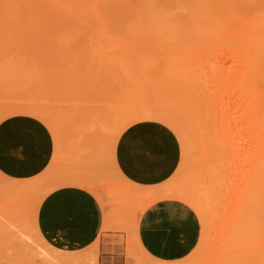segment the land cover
<instances>
[{
  "label": "rangeland",
  "instance_id": "obj_1",
  "mask_svg": "<svg viewBox=\"0 0 264 264\" xmlns=\"http://www.w3.org/2000/svg\"><path fill=\"white\" fill-rule=\"evenodd\" d=\"M98 1L99 2L102 1V3H100V5L102 4L101 7L103 6L102 11H103V9H105V11H104L105 13H103V15H106V12H110L107 14V15H109V17H106V19H111V20H109V24L112 25L110 27L113 29H116V31L115 30L114 31L119 33L120 35H122V36L126 35L124 33L129 31V30H126V27L132 26V25H130L131 24L130 21L132 19V14H131L130 10H128V11L125 10V9H127L126 7H129L128 4L125 2H131V1L130 0L129 1H126V0H98ZM153 1L155 3H156V1L158 3L160 2L159 4L156 3L157 4L156 9L162 7V9L166 10L169 8V10L162 11V12L172 11V13L174 14L175 11L173 8H175V7L172 8V6H176L178 8V12L176 11L177 14H175L176 15L175 17L176 18H177V16H179V18L183 17L182 19H186L185 17H188L187 18L188 20H192V19H190V18H192L190 16L192 15L191 13H194L195 12L194 10L197 8V6L194 7L195 5L198 4L199 6L200 5L202 6L205 4L206 6L207 5L214 6L213 3L216 2V0L214 2H212L213 0H198V1H204V4H199L197 2L194 3L197 0H192L190 2H188V0H177V1H183L184 4L181 3L183 5V6H181V5H178V2L176 0H153ZM206 1H210V4H209V2H207L208 3L207 4ZM43 2L46 4H44ZM119 2L120 3L124 2L122 4L123 6ZM93 3H94V0H43V1L42 0H0V70L4 74L6 71L8 75L7 74H5V75L11 77V78L7 77V80H8L7 81L5 79L6 77H4L5 76L4 74H3V76H1L2 73L0 71V76H1L0 80L2 81L4 79L3 83L0 82V87H1L0 88V98H1L0 99V106L3 105V107H6V109L4 108L5 110L3 109L2 106L0 107V111L2 114V115L0 114L1 115L0 116V122L3 121V119H5V117H6V119H9L10 121H12L13 129L11 130L10 133H13V132L15 133V132H17L16 130L22 131V136L24 138L26 137L28 139L27 150H29V152L27 151V153H28L27 155L32 156L33 162L35 161V159H37L38 164H39V168L37 167L36 169H32V168L28 169L29 171H32V175L30 177L16 178L11 183L5 182V185L12 188L13 191L11 192L10 195H5L2 197L0 196L1 199L4 200V204H9L10 202L21 204V206L24 208V211L22 213H25L26 217H21V218L18 217L17 218L15 215L14 217L12 216L13 218L11 217V219L7 218L8 214L11 216V214L13 213V210H10V211H7L6 213L0 214V224H1L0 225V264H98V246H97L98 239H96L93 243H91L88 247H86L84 249L75 250V251H72V250L71 251H65V250H61L59 248H56V247L52 246L51 244L47 245L45 243V239L40 237L41 234L38 231L37 223H36L37 209H38L39 204L41 203L40 199H42L46 196L45 193L51 192L54 189H57V188L62 187V186L80 187L82 189L87 190L88 192L92 193L95 196V198L97 199L98 203L100 204V207H101L102 212H103V226L106 224H108L110 226L104 230L114 231V232L120 233V239L122 240V242L125 245V254H126L127 258H128V254H127L128 248L130 247L133 249V252H134L133 256H132L133 258L131 257V259H133V264H164V261H159V260L151 257L141 247L139 240H138V237H137L138 215H139V213H142L151 204H153L157 201L171 199V200H177V201H180V202L186 204L188 207H190L194 211V213L196 212L195 213L196 216H199L198 219H200V217L204 218L205 211L203 209L199 208L198 193L194 192V190L196 189V187H195L196 185L201 187V189L203 188L205 190V192L207 191L205 194L207 196V199H206V196L204 195V199H200V200H202L204 202V204L207 206V208L210 211L209 215H211V216H209L210 218L208 219V221L206 220V222L199 220V222H200V236H199L198 242H197L196 246L194 247V249L185 258H186V260H188L194 264H223V262L226 261L229 256H232V254H230L231 241L229 239V232H230V223H232V221H233L235 210L237 208V203L235 201H232V199L234 200V198H235L234 193H233L234 188H233V186H231L230 184L227 183V181L225 180L226 179L225 176H221L219 178V180L217 182V183H220L219 188H214V185H211V186L208 185V184H210L211 181L205 180V178L201 174H200L201 175L200 177H195V176L191 175V178H194L193 179L194 181L189 177L190 174L188 175L185 172L187 170L186 165H185L186 163H188L189 165L192 164L193 166L195 165L197 167V169H196L197 171H199V170L201 171V169H202L201 168L202 162L200 163L199 160H197V155H199V156L202 155V152H200L201 150H199V149H201V147H200L201 144L200 143L198 144V150H199L198 154L194 155L195 153H193V151L197 149V148H195V147H197V145H194L197 142L192 143V141L194 142V140H193L194 138L192 139V141L189 140L190 141L189 145L191 148L189 147L188 148L189 151H186L187 153L184 155L183 152L181 151L180 142L178 141L175 133L171 129H169L166 125H164L163 123H160L158 121H147L145 124H142V123L140 124V123H137L134 121V117L133 118L130 117V119L132 118L130 121L133 120V122H131L132 124H129L126 126L127 120L126 121H119V120L123 119V118H121L122 116L124 117L126 115H127L126 118L129 119L128 114H130V111L126 108L121 110L122 106L125 104L123 101L121 102L119 100L120 97L118 94L121 92L120 90H122V89L119 90V88H121V86L118 87V85L115 84L116 86L113 85V87L116 90H114V89L112 90V89H109L110 87H108V86L102 87L99 85H92V86L88 87V84H87L88 88L95 87L96 91H99L98 89H100V90L102 89V92H107V93L102 94L101 92L94 91V92L90 93V95H89L88 92H90L91 90L88 89V90H85L86 91L85 93H87L88 95H81V92L83 93L84 91H80L78 89H77V91H75L74 89H72V88H74V85L71 84V81H73L71 77H77L78 75H75V74L77 73L76 71H78L77 74H80L79 75L80 79L78 76L77 80H74V81L79 82L80 80H82L81 78L84 79V77L86 78L89 75L86 74V72L84 74H86L87 76L82 75L81 74L82 72L79 73L80 71L77 68L78 67L80 68V66L82 67L81 60H76V59H73V57H69V56H67V57H69V59L72 58L73 60L71 59L69 61L68 60L66 61L65 59L67 57H64L62 55L64 60L59 61V63H61V65H62L61 68L63 69L64 67L66 68L69 66L70 68L71 67L75 68L76 73L74 72V70H71L70 72H69V70L64 71V69L59 70L61 68H59L60 65L58 64L59 66L56 65V69L52 68V70L54 72L50 69L51 70L50 74L54 73L57 75V77H53L54 74H52L53 76L51 75L54 79L56 78V80L54 82L52 80L47 81V82L48 83L49 82L54 83V84L51 83L53 86L61 83V84H59L60 86L58 85V88H60V89L62 88V91L59 90V92H61L60 94L62 95V98L64 99V98H66V96L67 97L71 96V97H69L70 99H65L66 100V101L64 100L65 102L64 101H61V102L58 101L57 102L56 100H54L51 97L52 98L51 100L52 101L54 100L55 102H49V99H50L49 92L51 91L50 90L51 88L48 87L49 88L48 90L45 89V90H42L41 92H39L42 94L41 97H42L43 102H42V100L40 101L41 97H38L40 94L35 95L38 93V91H37V93L36 92L34 93L32 91L34 93L35 98L33 96H31L32 100L30 98L29 102L26 101L28 99L26 97H28V95L30 97V94H31L30 91L35 89V88H33V89L31 88V90L29 91V89L27 87V90L30 93H28V95L25 94L28 92V91L25 92L26 90H24L26 87L25 81L27 83V81L30 80L29 79L30 76L31 77L34 76V79H35V76H37L36 74L40 75V77L43 76V79H45V81H46V76L47 77L50 76V75L48 76L49 73L46 69L50 68L51 66L55 67V64H51V62L56 63L58 60V59L56 60L54 58V60H56V62L52 61V59H53L52 57H56L59 55L58 53L62 52V51L57 49V48H59L58 45H56L55 43H51L52 41H54V42L56 41L53 38L54 37H60L63 34L65 36H67V35L69 36L70 34L75 33V32L70 33L69 31L71 29H73L71 27L73 24L76 25V23L73 22V20H72L73 18L70 17V15H67L68 12L65 11L64 9L69 8L68 10L70 13L80 14L81 16H83V18L85 17L84 19L82 18L83 20H85L83 22L88 23V20L90 18H93L90 20H94V17H89V16H94L93 15ZM201 3H203V2H201ZM185 4L188 6H185ZM116 5H117V7H116ZM159 5H162V6H159ZM189 5H190L191 9H190ZM205 5H204V7H205ZM215 5H216V3H215ZM152 6H154V4H152ZM152 6L148 5V7H147L146 12H150V14H152V15H149V18L152 16H156L158 13L159 14L158 16L159 17L161 16L160 19L163 18L162 21L158 19L159 17L156 18L157 16L152 17L151 19L157 20V21L159 20L160 21V22L158 21L159 24L161 22L163 23L164 18L167 15H164V16L160 15L161 12L160 11L156 12L154 10V8H152ZM180 6H181V8H183L184 6L187 7L186 9L188 10V12L185 13V15H182V11L186 12L185 11L186 9L184 8L182 10V9H180ZM209 6H208V8H209ZM212 6H210L209 9L212 12H214V9H212L213 8ZM123 7H125V8H123ZM214 7H216V6H214ZM122 8L124 11L122 10ZM113 10H115V11H113ZM256 10H258V9L256 8ZM118 11L120 13H117ZM191 11H193V12H191ZM196 11H198V10H196ZM216 11H217V9H215V12ZM114 12L116 14H114ZM126 12H128L130 16H128L127 15L128 13H126ZM184 12H183V14H184ZM212 12H210V14H212ZM154 13H155V15H154ZM188 13H189V16H186V14H188ZM55 14L60 15V16L59 17L55 16ZM168 14L172 15L171 13H168ZM62 15L64 17L66 16L67 18L62 17ZM122 15H123V17H122ZM86 16H87V18H86ZM179 18H177V19H179ZM182 19H179V20H182ZM188 20H186V21L184 20L185 22H188V24H185V27L187 25L190 26V23H192L191 27L194 30V28L197 26V23L194 22V20L192 22H190ZM184 21H183V23H184ZM84 23H82V25L84 26L83 28H81V26H80V27H77L79 29H77V28H75V29H77V30L83 29L80 31V33L82 31L83 32L86 31L85 34L88 31V30L84 29L85 27H87V29L90 28L93 30H97L99 28L100 30H102V28L100 26L94 27L93 26L94 22L91 23L92 25L89 23L91 25V27L88 26V24L86 25ZM123 23H127V24H123ZM60 24L63 27H59ZM95 24H97V23H95ZM113 25L115 27H113ZM126 25H130V26H126ZM58 28H61V30H63V31H60V29H58ZM131 29H132V27H131ZM185 29L189 30V27L187 26ZM40 30H42V31H40ZM65 30L68 31L67 35H66L67 31H65ZM74 30H72V31H74ZM133 30L135 32V29H133ZM188 30H186V31L188 32ZM130 31H132V30H130ZM166 31H168V30H166ZM169 31H174V29L169 30ZM179 31H183V30H179ZM186 31H185V33H186ZM190 31H191V29H190ZM92 32H94V31H92ZM129 32L127 33L128 35H126V36H133V34L130 35ZM158 32L159 31H156L157 34H159ZM162 32H164V31H162ZM41 33L44 37L41 35ZM50 33H51V35H50ZM96 33H98V32H96ZM172 33H174V32H172ZM181 33H183V32H181ZM44 34L46 35L47 38L45 37ZM55 34H57V35H55ZM92 34L93 35L89 34V35H91L90 37L88 36L90 40H84V38H87V37L82 36L83 38H81V39L79 38L81 40V42L79 44H76L75 46H71L73 44H70V46H69L70 48L76 49V50L78 49L77 52L82 53L81 56L78 57L79 59L83 60L84 58H86L83 56L87 55V57H88V54H91L90 51H88V48L94 54L97 52V49L95 52V49H92L93 46L90 45L89 43H92L94 45L96 42L94 40L95 39L98 41L102 40L103 38H101V37H103V35L100 34V36H98L99 34H97V35L95 33H92ZM174 34H176V33H174ZM38 35H41L43 39L41 38V36H38ZM58 35H60V36H58ZM82 35H84V34H82ZM113 35H115V33H113ZM178 35H181V34H178ZM178 35H177L176 39L179 38ZM37 36H38V38H37ZM122 36H120V37H122ZM161 36H163V35H161ZM39 37H40V39H39ZM107 37L108 36H106V37L104 36V38H107ZM117 37L120 38L119 36H117ZM174 37H175V35H174ZM186 37H189V36H186ZM36 38H37V40H36ZM45 38H46V40H45ZM61 38H63V37H61ZM69 38H71V37L69 36ZM93 38H95V39H93ZM127 38L128 39L131 38L132 41L135 39L133 37H127ZM165 38H167V37H165ZM30 39H34V40H32L30 42ZM120 39L123 41V38H120ZM155 39L157 40L158 38H155ZM155 39L153 41H155ZM185 39L187 40V38H184V35H182V38L179 41L183 42V40H185ZM209 39H211V38H209V36H207L206 38L203 39L204 40L203 42L209 43L210 42ZM63 40H67V39H65V37H64ZM77 40H78V38H77ZM142 40H144V39H142ZM167 40H169V39H167ZM57 41H59V40H57ZM104 41H105V39L102 40V42H100V44L104 43ZM134 41H136V40H134ZM169 41L172 42V41H174V39L169 40ZM147 42H149V41H147ZM28 43H30V44H28ZM128 43H127V41H125L124 45L126 46ZM135 43L140 44L143 42L136 41ZM196 43H197V41H196ZM196 43H194V44L198 45ZM201 43H202V41H201ZM53 44L55 46H53ZM151 44H153V43H151ZM156 44H158V43H156ZM190 44H187V45H190ZM66 45H68V44H66ZM108 45H110V44H108ZM111 45H113V44H111ZM115 45H117V44H115ZM131 45L135 46L133 44H131ZM146 45H147V43H146ZM180 45H182V44H180ZM187 45H183V47H185ZM96 46H98V45H96ZM136 46L140 47L138 44H136ZM142 46H144V45H142ZM66 47H68V46H66ZM102 47H104L103 48L104 50L106 48H109L106 46H102ZM102 47L100 46L98 48L101 49ZM116 47H119V46H116ZM116 47L114 46V50ZM126 47H128V46H126ZM148 47H150V46L148 45ZM175 47H178V46H175ZM128 48H130V47H128ZM153 48L151 47L152 50H154ZM65 49L68 50V48H63L62 50L66 51ZM122 49H123V47H122ZM122 49H121V51H123ZM76 50H75V53L77 54ZM139 50L141 51V49H138V52H139L138 54H140ZM38 51H39V53H38ZM158 51H160V50H158ZM118 52H120V51H118ZM118 52L114 51V53H118ZM132 52H134V51H132ZM141 52H143V51H141ZM147 52L145 51V53H147ZM33 53H34V55H33ZM75 53L72 52V55H74V57H76ZM148 53H150V52H148ZM155 53H158V52H155ZM44 54H46L47 56ZM67 54H69V53H67ZM97 54H100V52ZM103 54H105V53L103 52ZM109 54H107L109 56L108 57L109 59L112 60V59L116 58V56L113 57V54H111V53H109ZM123 54L129 55L131 53L130 52L128 53V51H126V53H122V54L120 53V55H123ZM49 55L51 57L50 58L51 60H48ZM78 55H80V54H78ZM107 55L105 54L104 58H107L106 57ZM157 55L158 54H156V56ZM165 55H167V53H165ZM158 56L162 57L161 54ZM62 57L60 58L61 60L63 59ZM150 57H152V56L150 55ZM166 57L167 56H165L163 58L166 59ZM152 58H150V60ZM155 58H157V57H155ZM36 59H40V60H36ZM92 59L95 61L98 58H96V59L92 58ZM100 59H101V57H100ZM100 59H98L99 61H97V65H95L96 63H94V66H100V65H98V62H101ZM102 59H103V57H102ZM127 59H128L127 60V63H128L129 58H127ZM131 59H132V57H131ZM165 59L161 60L159 58V60H161L160 61L161 63H162V61H165ZM29 60H30V63H29ZM125 60H122V61H125ZM159 60H157L156 62L158 63ZM169 60H171V59H169ZM24 61H26L27 63L26 62L24 63ZM43 61H45L46 63ZM49 61H51V62L49 63ZM65 61L67 63L70 62V64H72V65L68 64V66H67V63H63ZM73 61L74 62L78 61L77 64L80 62L78 64V67H76L73 63H71ZM119 61L122 62L121 60H119ZM160 62H159V64H161ZM90 63L93 64V62H91V61H90ZM106 63H108V62H106ZM151 63H153V61H151ZM48 64H50V66ZM121 64L122 63H120L119 65H121ZM123 64H125V62H123ZM132 64H134V63H132ZM159 64H157L156 66L155 65H153V66L157 67ZM13 65H14V67H13ZM83 65L89 66V64H86V63ZM150 65H152V64H150ZM32 66H33V68H32ZM105 66L108 67V65H105ZM115 66H118V65H115ZM135 66H138V65L135 64ZM2 67H6V68L11 67L10 69L8 68L10 70V72L11 71L13 72V70H14V71H17V73L20 72V70H21L19 67L26 69V70H28L27 67H30L29 70L32 68V70H34L36 72V74H33V75L29 74L30 75L29 78L25 76L26 78H28V80H25V77H24V80H25V81L23 80L24 82L23 81L18 82V79L21 77V76H19V73L17 74L15 72V74H14V72L13 73L11 72L9 74L8 73L9 70L7 69L8 70L7 71L6 69H4L5 70L4 71ZM113 67L114 66L111 64L110 68H113ZM127 67L132 68L128 65H127ZM158 67H159L158 69H161L160 65ZM97 68L98 67L93 68V66H92L89 69L90 73L95 71ZM133 68H135V67H133ZM11 69H13V70H11ZM80 69H82V68H80ZM84 69H86V68H83V70ZM107 69L109 71V68H107ZM113 69H115V68H113ZM113 69H111V71H113ZM155 69H157V68H155ZM57 71H61V72H59L61 75L60 77H59V75H58L59 73ZM105 71H107V70H105ZM153 71H155V70H153ZM158 71H160V70H158ZM22 72L23 71H21V73H20L21 75H22ZM124 72H122V73H124ZM151 72H152V70H151ZM27 73H31V71L27 72ZM87 73H88V71H87ZM97 73L99 74V72H97ZM102 73H104V72H102ZM102 73H100L99 75H102ZM156 73L157 72H155V74ZM107 74H111V73H107ZM159 74H161V72H159ZM92 75H94V74H92ZM117 75H119V73L116 74V76ZM17 76H19V78H17ZM44 76H45V78H44ZM104 76H107V75H102V76H98V77L104 78ZM116 76H114V77H116ZM152 76H154V75H152ZM61 77L63 80L61 79ZM108 77H110V75L104 79L102 78L106 84H110V83H107V81H106V80H108ZM121 77H124V76H121ZM156 77H158V76H156ZM160 78H162V77L160 76ZM40 79L43 80L42 78H40ZM66 79L71 80V81H67ZM118 79H120V78H118ZM118 79H116V81ZM123 79L126 80L127 78L126 77L121 78V80H123ZM41 80H39V83ZM88 80H92V77H90V79L87 78V81ZM111 80H113V79H111ZM45 81H43V83ZM60 81H62V82H60ZM98 81H101V80H98ZM98 81L96 80V82H98ZM7 82H9V83H7ZM96 82H93V83L96 84ZM21 83H23V84H21ZM35 83H38V82H35ZM35 83L32 82V84H34L33 87L35 86ZM43 83L41 82V85H43ZM72 83H74V82H72ZM80 83L83 84V82H81V81H80ZM111 83L114 84L113 82H111ZM117 83H119V81H117ZM44 84H47V83H44ZM76 84H78V83H75V86H76ZM102 84H104V83H102ZM112 84H110V85H112ZM13 85H16V86H14L15 89L12 91V93H13L12 94L11 90L13 87H11V86H13ZM37 85H40V84H37ZM80 85L78 86L79 88H84V87H82V85L81 86ZM120 85H123V83ZM124 85H126V84H124ZM29 86H30V84H29ZM46 86L47 85H45V87ZM8 87L11 90H9ZM40 87L42 88L44 86H40ZM55 88H57V86ZM6 89H8L10 91V93ZM66 89H68V90H66ZM127 89L130 90L129 88H127ZM82 90H84V89H82ZM44 91L45 92L48 91V95H47V92L45 93ZM78 91H80V92H78ZM52 92H54L53 89H52ZM114 92H116V93H114ZM122 94L126 95L125 93H122ZM46 95H47V97H45ZM61 95H59V96H61ZM105 95L107 97H109V96L113 97L112 99L116 100V102H118L122 105H117V104L113 103L115 101L112 102V100L108 98L110 100V105H111V106L109 105V107L113 108L115 106L116 110L107 108L106 106L108 105V102H107V101H109L108 99L104 100L103 102H99L100 100H102V98ZM73 96H74V99L77 98V100H74V102H71L72 101L71 99ZM81 96L84 97V99L79 100L78 98H80ZM88 96H91V99L97 98L99 101L98 100H90L92 102L86 101L87 99L85 97H88ZM3 97L5 99H3ZM12 97H14V98H12ZM57 97H58V95H57ZM22 99H24V100H22ZM10 100H12V102ZM68 101H70V102L68 103ZM94 101L98 102L99 103L98 105H100L102 109L101 108L97 109L100 106L98 107L97 103ZM62 102H64V103H62ZM150 102L152 103L154 101L150 100ZM160 102H162V101H160ZM20 103H21V105H20ZM42 103H43V105H42ZM57 103H58V105H59V103H60V105H62V104L63 105L62 106L59 105V107H58ZM154 103L158 104L157 102H154ZM24 104L25 105L27 104V108H23V107H25ZM64 104H66V105H64ZM159 104H162V103H159ZM28 105H30V106H28ZM31 105H33V106H31ZM53 105H55V106H53ZM67 105H69V106L72 105V107H75L76 109H77V107L80 106V109L78 108L79 110H76L75 108H73V109L70 107L66 108L65 106H67ZM104 105L109 110H105L104 109L105 107H103ZM119 106H121V107H119ZM7 107H8V109H7ZM17 107H19V108H17ZM55 107H58V108H55ZM117 107H119V110L121 112H123L121 114V116H120V113H118L117 114L118 117L115 114L118 112ZM22 108H23V110H26L27 113H26V111H23ZM17 109H19L21 111H19ZM6 110H8L9 112H7V113L11 114V115H7ZM111 110H113V111H111ZM20 112H22V113H20ZM23 112H25L26 114H24ZM29 112H30V114H29ZM63 112H64V114H63ZM79 112L81 113L80 115H79ZM101 112H103L104 114H102ZM35 113H37V114H35ZM33 114H35V117ZM109 114H112V115H109ZM77 115H79L80 117H77ZM8 116H10V117H8ZM24 116L31 117V118L39 121L47 129V131L49 132V134L52 138V158H51V161L48 163V165H43L45 162V159L47 158L46 156H47V148H48V138H47L46 132L44 131V129L40 125L37 127L36 126L30 127L29 128V135H31V138H30V136L25 133V130H26L25 119L26 118ZM36 116H37V118H36ZM38 117L41 119H39ZM76 118H77V121L75 120ZM98 118H102V119H98ZM112 118H114V119H112ZM87 119H90V120H88L89 122L87 121ZM130 121H128V122H130ZM65 122H67V123H65ZM78 122H80V123H78ZM50 123H52L54 125L52 126V125H50ZM92 124L94 126H92ZM148 124H150L154 127V128H152L153 130L150 129V131L153 132V131H158V130H164L165 132H168L171 135V137L174 139V141L176 142L177 160H178L177 164H176L173 172L171 173V175L164 182H160L157 184H155V182H157L159 179H161L163 177V175H165L167 173V171H168L167 166L162 167V169H157L158 167L155 169V165H153V167L149 166V164H148L149 162H147V158H146V155L144 153H146V151H148V150L157 152L158 151L157 146L162 147L165 150L171 151L172 145L169 142V140H167L166 138H163V139L160 138V139H158V141H154L153 143L150 141L149 143L146 142L144 144L142 143L140 145H134L133 149H131L129 147V143H132V142L135 143V140H137V138L141 136L140 135V133H141L140 127H148ZM183 124L189 128V125L187 123L183 122ZM99 125H101V126H99ZM135 125H138V129L136 128L131 132H126L127 134L124 133L126 130L134 127ZM95 129H97V130H95ZM71 132H73V133H71ZM91 132H93V133H91ZM123 133H124V135H122ZM121 135H122V137H121ZM54 136L56 138H58V139L60 138V139L56 140ZM39 138H40V140H39ZM97 138H100L101 140L97 139ZM119 138H120V140H119ZM197 141H198V139H197ZM112 142L115 144V146L113 145ZM39 143H41V144H39ZM31 145H33V147ZM207 145H209V143H207ZM38 148H39V150H38ZM43 149H44V151L41 152L40 150H43ZM39 151H40V153H39ZM207 151L209 153H211L210 148H208ZM194 156H196V157H194ZM115 159H120V160H122V162L121 163L116 162ZM156 160L157 159L155 158V161ZM41 164H42V166H41ZM49 164H50V166H49ZM132 168H134L138 171L139 170L141 171L143 169V170H145L146 173L143 175L142 174L138 175L135 172H132ZM39 171H45L47 173L50 172L52 174V176H48V175L44 176ZM188 173H190V172H188ZM12 178L13 177H10L9 179H12ZM9 179H7L5 177V180L8 181ZM186 182L187 183L192 182V183L186 184ZM193 182H195V184H193ZM197 182L199 184H197ZM191 187H194V190H192ZM26 188L28 189V192H30L31 194H34L35 198L40 200L36 205L34 203H32V201H29V200L26 201V199L23 198V195H25V192L27 193V191H25ZM189 189L192 192H190ZM149 192L153 193V197H151V196L149 197V195H148ZM195 193H197V194H195ZM6 196H8V197H6ZM33 205H35V206H33ZM200 215H202L203 217ZM6 221L8 222V224ZM128 241L130 243H128ZM62 251L64 253H61Z\"/></svg>",
  "mask_w": 264,
  "mask_h": 264
},
{
  "label": "bare ground",
  "instance_id": "obj_2",
  "mask_svg": "<svg viewBox=\"0 0 264 264\" xmlns=\"http://www.w3.org/2000/svg\"><path fill=\"white\" fill-rule=\"evenodd\" d=\"M126 1H129V0H126ZM130 1L131 2H125L129 6V7H126L127 9H125V10L131 11L132 19L130 21L131 22L130 25H132V26L126 25V26H130V27H126V30H129V31L132 30L133 32L132 31H130V32L124 31L125 32L124 34L128 35L127 33L129 32V34L130 35L133 34V36H126V35L122 36L119 33L115 32L116 29H113L110 27V26H112L109 24V20H111V19H106V17H109V15H107V14L110 12H106V15H103V13H105L104 12L105 9H103V11H102L103 6L101 7L102 4L100 5V3H102V1L99 2L98 0H94V3H93V15L94 16H89V17H94V20H90V19H93V18H90L88 20V23L83 22V21H85V20H83L85 17L83 18V16H81L80 14L70 13L68 10L69 8L64 9L65 11L68 12L67 15H70V17L73 18L72 19L73 22L76 23V25L75 24L72 25L71 28H73V29H71L69 31L70 33L71 32H75V33L74 34L69 33L70 34L69 36L71 37V38H69V36L67 35L68 31L65 30V31H67V33H66L67 36H65L64 34L62 36L58 35L60 37H54L53 38L54 40H56L55 42L50 41L51 43H55L56 45H58L59 48L61 47L60 49L59 48H57V49L62 51V52L58 53L59 54L58 56L55 55L56 57H52L53 58L52 61L56 62V60L58 59L56 63L49 61V63L51 62V64H55V67L51 66L50 68L46 69L49 73L48 76L49 75L50 76L49 77L46 76V81H45V79H43V76L40 77V75L36 74V72L34 70H32L33 66L30 70H29L30 67H27L28 70L19 67L21 70L18 73H19V76H21V77L19 78V76H17V78H19L18 82L23 81L25 76L29 78V76L31 74L37 75V76H35V79H34V76H32V77L30 76V78H29L30 80H28V78L25 77V80H28L27 83L24 80L25 86H26L24 89V90H26L25 92L28 91L27 87H28L29 91L31 90V88L32 89L35 88V89L30 91L31 92L30 97L28 95V93H30L29 91L27 93H25L28 95V97H26V98H28L26 101L29 102L30 98L32 100L31 96H33L35 98L34 93L35 92L37 93V91H38V93L35 95L40 94L38 97H41L42 94L39 92H41L42 90H45V89L48 90L49 88H51L50 92L52 94L53 93L55 94V95L54 94L52 95L49 92V97H50L49 102H55L54 100H56L57 102L58 101L61 102V101H64L65 99H70L69 97H71V96H69V97L66 96V98H64V99L62 98V95L60 94L61 92H59V90L62 91V88L61 89L58 88V85L61 83L53 86L52 84H54V83L51 82L52 83L51 84L50 82L49 83L47 82V81H51V80L54 82L56 80V78L54 79L53 77H57V75L54 73L50 74V72H51L52 68L56 69V65L57 66L60 65L59 68H61L62 65H61V63H59V61L64 60L62 55L64 57L69 56V57H73V59L81 60L82 67L80 66V68H82V69H80L78 67V64L80 62L78 64H77L78 61L77 62L73 61L71 63H73L76 67H78L77 69H79V71H80L79 73L82 72L81 74L84 76H87L86 74L89 75L86 78L84 77V79L81 78L82 80H80V81L83 82V84H81L80 81L79 82L74 81V80H77V78L80 74H77L78 71H76L77 73L75 72V68H72V67L70 68L68 66V64L69 65H72V64H70V62L67 63L66 61L67 60L69 61L72 58L69 59V57H67L68 59L66 58L65 59L66 61L63 62V63H67V66H68V67H66L67 69L63 66L64 71L69 70V72H70L71 70H74V72L76 73L75 75H78L77 77H71L73 81L67 80V79L66 80L71 81V84L74 85V88H72V89H74L75 91H77V89L80 91H84L83 93L81 92V95H88L87 93H85L86 92L85 90H88V89L91 90L90 92H88L89 95H90V93L96 91L95 87H93L94 89L88 88L89 86H92V85H99L102 87L108 86V87H110L109 89H112V90L114 89L113 85L116 86L115 84H117L118 87L121 86V88H119V90L122 89V90H120L121 94L120 93L118 94L120 97L119 100L121 102L123 101L125 103L122 106L121 110L126 108L130 111V114H128L129 119L126 118V116H127L126 115L124 117L122 116L121 118H123V119H121L119 121H126L127 120L126 121L127 122L126 126H127L129 124H132L131 122H133V120L132 121H130V120L134 117V121L137 123H140V124L141 123L145 124L147 121H158L160 123H163L164 125H166L169 129H171L175 133L178 141L180 142L181 151L183 152L184 155L187 153L186 151H189L188 150V148L190 147V145H189L190 141L189 140L192 141V139L194 138L193 139L194 142L192 141V143L197 142L196 144H194V145H197V147L194 146L197 149L194 150L193 153H195L194 155H196V154H198V151L201 150L200 152H202V155L201 156L197 155V160H199L200 163L202 162V167H201L202 169H201V171L200 170L197 171L196 170L197 167L195 165L194 166L192 164L189 165L188 163L185 162L186 163L185 165L187 168V170L185 172L188 175L190 174L189 177L191 178V175L195 176V177H200L202 175L205 178V180L212 182V183L210 182V184H208V185H210V186L214 185V188H219L220 183H217V182L221 176H225V178H226L225 180L227 181V183L230 184L231 186H233V188H234L233 193H234L235 198H234V200L232 199V201H235L237 203V208L235 210L233 221H232V223H230V232H229V239L231 241L230 254H232V256H229L227 258V260L223 262V264H264V0H216V2H215L216 5H215V3H213V5L216 7L210 5L213 7L212 9H214V12H212L209 9L210 8L209 5L206 6L204 4V1H198V0L195 2L193 1L194 3L197 2L199 4H204L206 8L204 7V5H202L203 7L201 5L199 6L198 4L195 5L194 7L197 6V8L194 10L195 11L194 13H191L192 15L190 17H192V18L189 17L192 20H188L187 19L188 17H185L186 19H182L183 17L179 18V16H177V18L182 19V20L177 19L175 17L176 16L175 14H177V12H178V8L176 6H172V8L175 7V8H173L175 11V13L173 14L172 11L162 12V11L169 10V8L166 10L162 9V7L156 9V5H157L156 3H158L157 1H156V3L153 0H134V1L130 0ZM190 1H192V0H188V2H190ZM214 1L215 0H213L212 2H214ZM177 2H178V5L183 6L181 4V3H183V1H177ZM201 2H203V3H201ZM207 2H209V4H210V1H206V3ZM123 3H120V4L122 5ZM44 4H46V3H44ZM152 4H154V6H152ZM148 5L152 6V8H154V10L156 12L160 11L161 12L160 15H163V16L167 15L165 17L166 19L164 18L163 23L161 22L159 24V22H160L159 20L162 21L163 18L160 19L161 16L159 17L158 13L156 15L157 17L156 16H152V17H156V18L159 17L158 18L159 22L157 20L151 19L152 17L149 18V15H152V14H150V12H146ZM159 6H162V5H159ZM181 6H180V9L183 10L184 8L186 9L187 7H185V6H188V5L185 4V6L183 8H181ZM208 6H209V8H208ZM116 7H117V5H116ZM189 7H190V5H189ZM123 8H125V7H123ZM123 8H122V10H123ZM256 8L258 10H256ZM190 9H191V7H190ZM215 9H217L216 12H215ZM115 10H113V11H115ZM196 10H198V11H196ZM185 11L186 12L182 11V15H185V13L188 12L187 9ZM183 12H184V14H183ZM191 12H193V11H191ZM210 12H212V14H210ZM117 13H120V12L118 11ZM126 13H128V12H126ZM168 13H171L172 15H170ZM114 14H116V13L114 12ZM127 15L130 16L129 13ZM154 15H155V13H154ZM55 16L59 17L60 15L55 14ZM186 16H189V13L186 14ZM62 17H64V16L62 15ZM122 17H123V15H122ZM86 18H87V16H86ZM184 20L185 21L188 20L190 22H192L194 20V22L197 23V26L193 30V28L191 27L192 23H190V26L187 25L189 27V30L185 29L187 27V26L185 27V24H188V22H185ZM183 21H184V23H183ZM93 22H94V24H93L94 27L100 26L102 28V30H100L99 28L98 29L96 28L97 30H93L90 28L87 29V27H85L84 29L88 30V31L86 34H85L86 31H84V32L82 31L81 33L84 35H82L80 33V31L83 29L77 30V29H79L77 27H80V26H81V28L84 27L82 25V23H84L86 25L88 24V26L91 27V25H92L91 23H93ZM95 23H97V24H95ZM123 24H127V23H123ZM59 27H63V26H61V24H60ZM113 27H115V26L113 25ZM131 27H132V29H131ZM75 28H77V29H75ZM58 29H60V31H63V30H61V28H58ZM133 29H135V32ZM172 29H174V31H169ZM190 29H191V31H190ZM72 30H74V31H72ZM161 30L164 32H162ZM166 30H168V31H166ZM179 30H183V31H179ZM186 30H188V32ZM40 31H42V30H40ZM92 31H94V32H92ZM156 31H159L158 32L159 34H157ZM185 31H186V33H185ZM96 32H98V33H96ZM172 32H174L176 34H174ZM181 32H183V33H181ZM92 33H95L96 35L99 34L98 36H100V34L103 35V37H101V38H103L102 40L105 39V41H104V43H101L102 44L101 45L100 42H102V40L98 41L95 38H93V39H95L94 41H96L95 44L94 45L92 43H89V44L93 46L92 49H95V52L97 49V52L94 54L88 48V51H90L91 54H88V57H87V55L83 56V57H86L83 60L79 59L78 57L81 56L82 53L81 52L78 53L77 52L78 49L77 50L72 49L69 46H70V44H73L71 46H75L76 44H79L81 42L80 39L83 38L82 36L87 37V38H84V40H90L89 37L91 35H93ZM113 33H115V35H113ZM177 33L181 34V35H178ZM89 34H91V35H89ZM41 35H42V33H41ZM41 35H38V36H41ZM50 35H51V33H50ZM55 35H57V34H55ZM116 35L119 37L122 36L120 38H123V41L125 40V41H127V43L129 42L126 46H128L130 48L126 47L124 45L125 41L123 42ZM161 35H163V36H161ZM174 35H175V37H174ZM177 35L179 37L178 39H176ZM182 35H184V38H187V40L185 39V40H183V42L179 41V40H181ZM38 36H37V38H38ZM42 36H41V38H42ZM104 36L105 37L108 36V37L104 38ZM186 36H189V37H186ZM207 36H209V38H211V39H209L210 42L204 43L203 39L206 38ZM45 37H46V35H45ZM61 37H63V38L65 37V39H67V40H63V38H61ZM127 37H133V38H135L134 40H136L138 42H143V43H140V44L135 43L136 41H134V40L132 41L131 38L128 39ZM165 37H167V38H165ZM37 38H36V40H37ZM46 38H45V40H46ZM77 38H78V40H77ZM155 38H158V39L156 40ZM172 38L174 39V41H172V42L169 41V40H173ZM39 39H40V37H39ZM142 39H144V40H142ZM154 39H155V41H153ZM167 39H169V40H167ZM32 40H34V39H30V42ZM57 40H59V41H57ZM147 41H149V42H147ZM196 41H197V43H196ZM201 41H202V43H201ZM145 42L147 43V45ZM114 43L117 45H115ZM151 43H153V44H151ZM156 43H158V44H156ZM194 43H196L198 45H195ZM28 44H30V43H28ZM66 44H68V45H66ZM108 44H110V45H108ZM111 44H113L115 47L116 46H119V47H116L114 50V46ZM131 44H133L135 46H132ZM136 44H138L140 47L136 46ZM180 44H182V45H180ZM187 44H190V45H187ZM65 45L68 47H66ZM96 45H98V46H96ZM142 45H144V46H142ZM148 45L150 47H148ZM183 45H187V46L183 47ZM53 46H55V45L53 44ZM100 46L101 47L106 46L109 48H106L104 50L103 49L104 47H102L101 49L98 48ZM175 46H178V47H175ZM122 47H123V49H122ZM151 47L152 48L154 47L153 48L154 50H152ZM63 48H68V50L65 49L66 51H63L62 50ZM121 49L123 51H121ZM138 49H141V51H143V52H141L139 50L140 54H138L139 53ZM75 50H76L77 54L75 53ZM125 50L128 51V53L130 52L131 54H129V55L126 54L127 56L125 54H123L124 56L120 55V53L121 54L126 53ZM158 50H160V51H158ZM114 51H116V52L120 51V52L114 53ZM132 51H134V52H132ZM145 51L146 52L148 51L150 53H148V52L145 53ZM72 52L75 53L76 57H74V55H72ZM99 52H100V54H97ZM103 52L106 55L109 53L113 54V57L116 56V58H115L116 60L115 59H112V60L109 59L108 55L106 56L107 58H104L105 54H103ZM155 52H158V53H155ZM38 53H39V51H38ZM67 53H69V54H67ZM165 53H167V55H165ZM78 54H80V55H78ZM156 54H158V55L161 54L162 57H160L158 55L156 56ZM33 55H34V53H33ZM44 55H46V54H44ZM150 55L153 58L150 57ZM99 56L101 57V59ZM165 56H167L166 59L163 58ZM61 57L63 58L62 60L60 59ZM102 57H103V59H102ZM126 57L129 58L128 63H127L128 59ZM131 57L133 60L131 59ZM155 57H157V58H155ZM50 58L51 57L49 55L48 60H51ZM54 58L56 60H54ZM92 58L100 59L101 62H98V65H100V66H94V63H96L95 65H97V61H99V60L97 59L94 61ZM150 58H152V59L150 60ZM159 58L161 60L165 59V61H162V63H161L160 62L161 60H159ZM118 59L121 61L125 60V59L126 60L120 62ZM169 59H171V60H169ZM36 60H40V59H36ZM157 60H159V62L162 65L159 64V62L157 63L156 62ZM90 61L93 62V64L90 63ZM151 61H153V63H151ZM25 62L26 61H24V63ZM43 62H45V61H43ZM106 62H108V63H106ZM123 62H125V64H123ZM29 63H30V60H29ZM85 63L89 64V66L83 65ZM120 63H122V64L119 65ZM132 63H134V64H132ZM111 64L114 66L113 68H115V69L110 68ZM135 64H137L138 66H135ZM150 64H152V65H150ZM157 64H159L161 66V69H158L159 65L157 67H155ZM14 65H13V67H14ZM48 65L50 66V64H48ZM105 65H108V67ZM115 65H118V66H115ZM127 65L132 67V68L127 67ZM153 65H155V66H153ZM92 66H93V68L94 67H98V68L95 71L90 73L89 69ZM106 67L109 68V71ZM133 67H135V68H133ZM154 67L157 69H155ZM2 68H3V70L4 69L7 70L9 67H7V68L2 67ZM83 68H86V69L83 70ZM63 69L61 68L59 70H63ZM111 69H113V71H111ZM11 70H13V69H11ZM86 70L88 71V73ZM105 70H107V71H105ZM151 70L154 74L151 72ZM153 70H155V71H153ZM158 70H160V71H158ZM21 71H23L22 75L20 74ZM30 71H31V73H27ZM101 71L104 73H102ZM11 72H10V70L8 71L9 74ZM13 72H14V74H15V72L17 73V71H14V70H13ZM57 72L59 73L61 71H57ZM85 72H86V74H84ZM97 72H99V74L102 73V75H107V76L110 75V77H108V80H106V81H107V83L112 84L111 82H113L114 84H112V85L106 84L105 81H103V79L106 78L107 76H104V78L103 77L99 78L98 76H102V75H99ZM122 72H124V73H122ZM155 72H157V73L155 74ZM159 72H161V74H159ZM1 73H2V71H1ZM107 73H111V74H107ZM118 73H119V75L116 76V74H118ZM3 74L4 73H2L1 76H3ZM5 74H7L6 71H5ZM52 74H54V76ZM92 74H94V75H92ZM7 75L4 76V77H6L5 78L6 80H7V77L11 78L10 76H7ZM58 75H59V77L61 76L60 73ZM113 75L116 77H114ZM152 75H154V76H152ZM121 76H124L127 79L121 80V78H124ZM156 76H158V77H156ZM160 76L162 78H160ZM62 77H61V79H62ZM90 77H92V80L87 81V78L90 79ZM40 78H42L43 80H41ZM44 78H45V76H44ZM115 78L116 79L120 78L117 80V81H119V83H117ZM79 79H80V76H79ZM111 79H113V80H111ZM3 80L2 81L0 80V82L3 83ZM39 80H41L40 83H39ZM96 80L97 81L101 80V81L96 82ZM31 81L34 83L35 82H38V83H35V86L33 87L34 84H32ZM43 81H45L44 83H47V84H44ZM41 82L43 83V85H41ZM60 82H62V81H60ZM72 82H74V83H72ZM93 82H96V84ZM7 83H9V82H7ZM75 83H78V84H76V86H75ZM102 83H104V84H102ZM122 83H123V85H120ZM21 84H23V83H21ZM29 84L31 87L29 86ZM37 84H40V85H37ZM80 84L84 88H79L78 86ZM87 84H88V87H87ZM124 84H126V85H124ZM45 85H47V86L45 87ZM14 86H16V85L11 86V87H13L12 90L9 89V87H8V89L11 90V93L15 89ZM40 86H44L45 88L44 87L41 88ZM56 86H57V88H55ZM127 88H129L130 90H128ZM8 89H6V90L9 91ZM52 89L54 92H52ZM82 89H84V90H82ZM66 90H68V89H66ZM98 90L99 91H96V92H101L102 94L107 93V92H102V89L101 90L98 89ZM114 90H116V89H114ZM80 91H78V92H80ZM46 92L48 95V91H46ZM9 93H10V91H9ZM114 93H116V92H114ZM122 93H125L126 95H124ZM56 94L58 95V97ZM47 95L45 97H47ZM59 95H61V96H59ZM4 97H3V99H5ZM51 97L54 99L53 101L51 100L52 99ZM12 98H14V97H12ZM85 98L87 99L86 101L98 100L97 98L91 99V96H88ZM103 98H102V100H100V101L98 100V101L103 102L104 100H107L109 98L112 100V102L115 101L113 103H115L117 105H122V104L116 102V100L112 99L113 97H111V96L107 97L105 95ZM78 99L79 100L84 99V97L81 96ZM22 100H24V99H22ZM41 100H42V97L40 98V101ZM71 100H72L71 102H74V100H77V98L74 99V96H73ZM150 100L157 102L158 104H155L154 102H152L153 103L152 104L150 102ZM10 101L12 102V100H10ZM160 101H162V102H160ZM42 102H43V100H42ZM64 102H62V103H64ZM69 102L70 101H68V103ZM90 102H92V101H90ZM94 102H96V101H94ZM107 102H108V105L106 106L107 108L115 109V106L113 108L109 107L110 100ZM96 103H97V106L99 107L100 106V105H98L99 103L98 102H96ZM159 103H162V104H159ZM20 105H21V103H20ZM42 105H43V103H42ZM57 105H58V103H57ZM59 105H60V103H59ZM59 105H58V107H59ZM62 105H60V106H62ZM64 105H66V104H64ZM1 106L3 107V105H1ZM28 106H30V105H28ZM31 106H33V105H31ZM53 106H55V105H53ZM67 106H65V107L66 108L70 107L72 109L75 108V107H72V105L71 106L67 105ZM58 107H55V108H58ZM103 107H105V105ZM106 107L104 109L109 110ZM119 107H121V106H119ZM119 107H117L118 112L115 114L117 115L118 113H120V116H121V114L123 112H121L119 110ZM4 108L6 109V107H3V109ZM17 108H19V107H17ZM23 108H27V104ZM23 108H22V110H23ZM78 108L80 109V106L77 107V109L76 108L75 109L79 110ZM100 108H101V106L97 109H100ZM7 109H8V107H7ZM17 110H19V109H17ZM19 111H21V110H19ZM23 111H26V110H23ZM111 111H113V110H111ZM7 112H9V111L6 110V113ZM20 113H22V112H20ZM23 113L26 114L27 111H26V113L25 112H23ZM101 113L104 114L103 112H101ZM0 114H1V111H0ZM29 114H30V112H29ZM35 114H37V113H35ZM35 114H33L34 117H35ZM63 114H64V112H63ZM80 114L81 113L79 112V115ZM112 114H109V115H112ZM7 115H11V114L7 113ZM79 115H77V117H80ZM8 117H10V116H8ZM117 117H118V115H117ZM130 117H132V118L130 119ZM36 118H37V116H36ZM5 119H6V117H5ZM39 119H41V118H39ZM98 119H102V118H98ZM112 119H114V118H112ZM75 120L77 121V118ZM88 120H90V119H87V121ZM128 121H130V122H128ZM183 122L187 123L189 125V128L186 127L183 124ZM65 123H67V122H65ZM78 123H80V122H78ZM50 125L53 126L54 124L50 123ZM92 126H94V125L92 124ZM99 126H101V125H99ZM95 130H97V129H95ZM93 132H91V133H93ZM71 133H73V132H71ZM55 139L57 140L58 138L55 137ZM97 139H100V138H97ZM197 139H198V141H197ZM39 140H40V138H39ZM199 143L201 144V146H200L201 149L198 150V144ZM207 143H209V145H207ZM39 144H41V143H39ZM113 145L115 146L114 143H113ZM31 146L33 147V145H31ZM157 147H158V151L155 152L156 154L157 153L158 154L159 153L169 154V152H170L168 150H165L162 147H159V146H157ZM208 148H210L211 153H209L207 151ZM38 150H39V148H38ZM27 151L29 152V150H27ZM40 151L42 152V151H44V149L40 150ZM40 151H39V153H40ZM194 157H196V156H194ZM156 159L157 160L155 161L156 162L155 169L157 167H158L157 169H162V167L167 166L166 162L162 158L157 157ZM41 166H42V164H41ZM49 166H50V164H49ZM37 167L39 168V164H37L36 166L32 165V169H36ZM39 172H41L44 176H46V175L52 176V174L50 172L49 173H47L45 171H39ZM188 172H190V173H188ZM5 177L7 179L10 178V177H7L6 175H4L3 173H0V196L1 197L5 196V195H10L11 192L13 191L12 188L5 185V182L11 183L16 179L13 177L12 179H9L8 180L9 182H8L7 180H5ZM191 179L193 180L194 178H191ZM190 183H192V182H190ZM190 183L186 182V184H190ZM193 184H195V182H193ZM197 184H199V183L197 182ZM195 187L197 190L196 189L194 190V187H191V188H192V190H194V192L198 193L199 208H201L205 211L204 218L200 217L199 220L206 222V220L208 221V219L210 218L209 216H211V215H209L210 211L207 208V206L204 204V202L200 199H204V195L206 194L207 191L205 192V190L203 188L201 189V187H199L198 185H196ZM25 191H27V193L25 192V195H23V198L26 199V201L27 200L32 201V203H34L36 205L40 200L41 201L43 200V198L40 200L35 198V195L28 192L27 188L25 189ZM189 191L192 192L190 189H189ZM48 193L49 192L45 193V195H47ZM197 193H195V194H197ZM148 195H149V197L150 196L153 197L152 192H149ZM1 197H0V214L6 213L7 211H10V210H13V213L11 214V216L8 214L7 218L11 219V217L12 216L14 217L15 215L17 218L18 217H20V218L26 217L25 213H22L24 211V208L21 206V204L11 203V202L9 204H4V200L1 199ZM6 197H8V196H6ZM206 199H207V196H206ZM35 205H33V206H35ZM200 216H202V215H200ZM197 217L199 218V216H197ZM7 224H8V222H7ZM108 227H110V226L108 224H106L103 226V229H107ZM40 237L43 238L42 235H40ZM45 243L47 245L49 244L46 240H45ZM128 243H130V242L128 241ZM97 246H98V241H97ZM61 253H64V252L62 251ZM133 253H134L133 249L129 247L127 250V254H128L129 259H131V257L133 256ZM173 257H174V255H173ZM131 260L133 261V259H131ZM164 264H194V263H191L190 261L186 260V258L184 257L183 259H180V260L175 261V262H164Z\"/></svg>",
  "mask_w": 264,
  "mask_h": 264
},
{
  "label": "crops",
  "instance_id": "obj_3",
  "mask_svg": "<svg viewBox=\"0 0 264 264\" xmlns=\"http://www.w3.org/2000/svg\"><path fill=\"white\" fill-rule=\"evenodd\" d=\"M24 117L26 134L29 135L30 127L39 125L46 132L48 148L44 165H48L52 158V138L39 121ZM136 128L138 129V125L124 133L127 134L126 132ZM152 128L154 127L150 124L148 127H140L141 136L135 143H129V147L133 149L134 145L150 141L153 143L160 138L169 140L172 145L169 154H156L150 150L144 153L149 166L156 164L157 157L162 158L167 164L168 171L155 182L157 184L164 182L171 175L178 160L176 142L171 135L164 130L152 132L150 131ZM12 129V121L9 119L0 122V173L7 177H30L32 171L28 169H31L33 164L36 166L38 161L35 159L33 162L32 156L27 155L28 139L22 136V131L10 133ZM29 136L31 138V135ZM115 160L122 162L120 159ZM132 172L138 175L146 173L143 169L138 171L134 168ZM36 223L42 237L56 248L65 251L80 250L98 239V264L133 263L125 254V245L120 239V233L103 229V212L100 204L95 196L85 189L62 186L49 192L38 206ZM199 236L198 217L190 207L180 201L160 200L138 215L139 243L144 251L159 261L175 262L183 259L194 249Z\"/></svg>",
  "mask_w": 264,
  "mask_h": 264
}]
</instances>
